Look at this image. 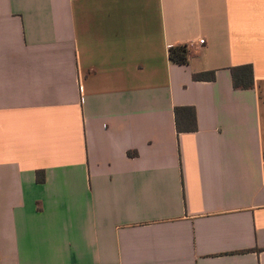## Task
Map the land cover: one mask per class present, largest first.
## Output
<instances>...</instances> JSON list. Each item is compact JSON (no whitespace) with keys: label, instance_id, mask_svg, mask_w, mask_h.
<instances>
[{"label":"crops","instance_id":"1","mask_svg":"<svg viewBox=\"0 0 264 264\" xmlns=\"http://www.w3.org/2000/svg\"><path fill=\"white\" fill-rule=\"evenodd\" d=\"M0 264H264V0H0Z\"/></svg>","mask_w":264,"mask_h":264},{"label":"trees","instance_id":"2","mask_svg":"<svg viewBox=\"0 0 264 264\" xmlns=\"http://www.w3.org/2000/svg\"><path fill=\"white\" fill-rule=\"evenodd\" d=\"M190 48L187 45L172 47L169 51V58L178 65L189 63ZM233 87L235 90H250L254 88V72L251 65H243L231 69ZM195 81H214L216 72L199 73L193 76ZM176 126L179 133L196 132L198 129L197 115L194 108H176ZM44 182V178H38Z\"/></svg>","mask_w":264,"mask_h":264},{"label":"built area","instance_id":"3","mask_svg":"<svg viewBox=\"0 0 264 264\" xmlns=\"http://www.w3.org/2000/svg\"><path fill=\"white\" fill-rule=\"evenodd\" d=\"M203 43H204L203 41L200 42V44H203Z\"/></svg>","mask_w":264,"mask_h":264}]
</instances>
